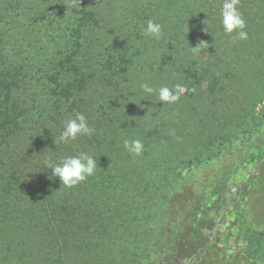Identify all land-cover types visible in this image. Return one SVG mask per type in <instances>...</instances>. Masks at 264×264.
<instances>
[{
    "label": "rangeland",
    "instance_id": "1",
    "mask_svg": "<svg viewBox=\"0 0 264 264\" xmlns=\"http://www.w3.org/2000/svg\"><path fill=\"white\" fill-rule=\"evenodd\" d=\"M18 2L5 52L24 63L32 75L24 88L29 117H47L48 153L64 122L83 113L94 134L103 132L102 140L143 143L134 167L155 166L158 174H169L170 165L165 164L176 166L166 181L158 183V197L155 193L157 204L162 193L181 199L174 204V210L182 206L174 220L178 227L171 226L163 251L169 253L183 231L180 220L185 221L203 187L234 185L260 166L264 22L251 25L247 40H233L235 33L226 34L219 23L220 0ZM148 20L163 25L160 41L144 36ZM200 42L207 45L193 52L191 46ZM70 54L79 66L76 73L70 66L60 70ZM144 83L154 90L181 85L180 99L160 103L158 91L150 96L143 92ZM54 85L67 88L66 95L56 98ZM93 135L81 136L71 147ZM36 152L43 155L44 150L37 146ZM159 206L147 211L160 214ZM151 227L141 233L154 237L162 230L156 220Z\"/></svg>",
    "mask_w": 264,
    "mask_h": 264
},
{
    "label": "trees",
    "instance_id": "2",
    "mask_svg": "<svg viewBox=\"0 0 264 264\" xmlns=\"http://www.w3.org/2000/svg\"><path fill=\"white\" fill-rule=\"evenodd\" d=\"M18 5V0H0V264H147L145 259L151 264L171 259L176 264H264V144L257 153L260 166L248 177L234 185L203 187L180 220L183 231L175 247L164 254L182 206L174 210L181 199L163 193L157 204L158 183L177 167L166 163L169 174H158L155 166L134 167L136 156L124 144L102 140V131L80 139V147L56 145L54 139L48 153L47 117H29L24 88L32 75L5 52ZM239 7L250 35L253 25L264 22V0H240ZM74 32L81 36L78 27ZM73 57L67 55L60 70L70 66L76 73ZM53 87L56 98L68 90ZM79 153L93 155L99 168L76 187H65L44 166L49 156L58 161ZM156 206L161 213L150 215L147 210ZM154 220L162 230L146 237L141 232Z\"/></svg>",
    "mask_w": 264,
    "mask_h": 264
},
{
    "label": "clouds",
    "instance_id": "3",
    "mask_svg": "<svg viewBox=\"0 0 264 264\" xmlns=\"http://www.w3.org/2000/svg\"><path fill=\"white\" fill-rule=\"evenodd\" d=\"M77 2L80 3V0H77ZM239 5L240 0H222L219 8V23L226 34L232 36L235 33L232 36L233 40H247L248 32L245 30L247 23ZM187 30H189L188 26ZM142 31L144 36L156 41H160L164 37L163 25L154 20H148ZM203 31L207 32V29L205 28ZM205 45H207L205 42H200L197 46H191V48L193 52L198 53ZM141 88L149 96L154 91H158V102L166 104H175L179 101L182 90L181 85H175L174 88L162 86L158 90H154L147 83L142 84ZM94 132L95 128L89 125L87 117L83 113H76L74 118H69L64 122L63 130L59 137L54 140V143L56 145H67L81 136H91ZM124 147L134 156L142 155L144 149V145L139 139L124 140ZM93 157V155L87 153H79L53 161L49 156L46 158L44 166L46 169H51V177H57L65 187L73 188L96 174L99 167L97 160Z\"/></svg>",
    "mask_w": 264,
    "mask_h": 264
}]
</instances>
